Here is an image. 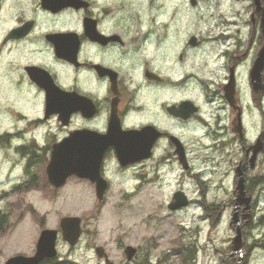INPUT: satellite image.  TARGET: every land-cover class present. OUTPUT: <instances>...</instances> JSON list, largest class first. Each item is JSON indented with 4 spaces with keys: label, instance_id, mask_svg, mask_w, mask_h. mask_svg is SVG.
I'll return each instance as SVG.
<instances>
[{
    "label": "flooded vegetation",
    "instance_id": "1",
    "mask_svg": "<svg viewBox=\"0 0 264 264\" xmlns=\"http://www.w3.org/2000/svg\"><path fill=\"white\" fill-rule=\"evenodd\" d=\"M189 3L195 6L197 0ZM257 14L250 16L247 43L225 35L226 26L236 21L222 19L216 39L222 47L204 49L210 39L194 33L179 42L176 0H0V147L12 148L23 164L22 174L34 178L29 167H46L55 145L75 132L95 136L106 195L113 170L122 175L138 169L149 181L153 175L161 179L162 171L199 178L191 148L195 125L209 140L205 149L211 153L230 158L238 147L234 197L221 208L206 206L236 209L240 217L244 205L237 202V170L251 197L249 211L257 191L264 189V174L256 173L264 156V67L260 88L249 77L264 41ZM193 84L200 98L192 96ZM129 132L139 133L138 154L145 158L122 165L118 156L128 152L126 144L135 138ZM146 163L153 165L147 168ZM38 175L46 179L45 168ZM73 178L96 195L95 183ZM199 186L205 194L206 185L199 180ZM176 192L187 196L188 206L203 205L183 186L172 196Z\"/></svg>",
    "mask_w": 264,
    "mask_h": 264
},
{
    "label": "rangeland",
    "instance_id": "2",
    "mask_svg": "<svg viewBox=\"0 0 264 264\" xmlns=\"http://www.w3.org/2000/svg\"><path fill=\"white\" fill-rule=\"evenodd\" d=\"M179 42L185 34L194 33L202 39H216L225 19L228 25L225 35L233 34L237 40L247 43L250 36V16L255 6L252 0H197L191 6L189 0H176ZM148 10L147 7L144 8ZM259 14H257L258 16ZM242 23V24H240ZM256 37L261 44L260 31ZM204 43V49L221 48V41ZM225 40V43H231ZM258 42V41H257ZM245 68L241 70V88H246ZM192 96L200 98L193 84ZM247 127L250 117L246 116ZM262 117L257 116V129ZM193 168L199 178H181L176 173L161 172V179L153 175L149 181L140 177L138 169L116 174L113 170L112 189L98 202L86 182L71 177L65 186L52 189L44 175L45 164L31 165L34 178L22 174L23 164L12 148L0 147V212L6 213L7 223L0 230V264L13 256H32L40 232L58 230L63 217H78L82 236L74 247H69L60 237L57 240L56 259L77 264H104L94 254V247L104 248L114 264H139L147 258L151 264H264V189L257 191L255 206L249 216L241 220V249L232 250L234 228L229 226L232 210H221V205L234 196V167L238 161V147L234 156L221 157L205 149L209 140L193 125ZM248 130V136L251 132ZM153 164L146 163V167ZM149 171L148 169H146ZM256 173L264 174V156L258 162ZM177 178L176 181L174 180ZM187 180V181H186ZM199 180L206 185L202 194ZM151 182V183H149ZM32 183V184H31ZM191 199L203 205L191 204L170 212L167 205L174 190L182 187ZM220 205V210L206 203ZM246 212H242V215ZM189 246L194 257L181 263L177 247ZM137 249L136 257L127 262L123 248Z\"/></svg>",
    "mask_w": 264,
    "mask_h": 264
},
{
    "label": "water",
    "instance_id": "3",
    "mask_svg": "<svg viewBox=\"0 0 264 264\" xmlns=\"http://www.w3.org/2000/svg\"><path fill=\"white\" fill-rule=\"evenodd\" d=\"M255 5V12L261 16V32L264 35V0H253ZM191 4L195 5V0H191ZM195 41L193 37L191 42ZM264 67V41L259 48L258 56L255 63L250 70L249 77L251 79L254 88H260V73ZM184 105V104H183ZM185 106V105H184ZM195 110V109H193ZM130 140L126 144L128 152L119 154L118 158L122 165H126L137 160L145 158L144 155H139L140 142L138 139L139 133L129 132L126 133ZM100 139V138H99ZM96 137L75 132L68 138L64 139L61 143L55 145L51 151V157L46 165L45 173L47 183L50 187L58 189L65 185L66 181L70 177H76L79 179H87L96 184V198L100 202L103 199L105 185L99 175V165L101 153L96 154L97 144L95 142ZM95 142V143H93ZM115 143V142H114ZM109 141L108 144H114ZM116 150L118 147L114 144ZM137 150V152H133ZM260 150V146L254 150V155L249 160L252 166L256 152ZM142 156V157H141ZM237 170L239 180L237 182V202L244 205L243 214L238 217V211L235 209L232 213L229 226L234 228L235 236L232 239V250L237 251L241 249V227L240 222L249 216V203L251 197L245 195L242 173ZM188 205V198L182 192H176L167 205L169 211H177ZM82 234L81 221L78 217H63L59 221V229L51 230L44 229L40 232V235L36 242L35 252L32 256L16 255L8 258L4 264H40L42 261L52 259L57 256V240L60 235L61 239L69 246L74 247L77 245ZM94 253L97 258L103 259L105 264L112 263L103 247L97 246L94 248ZM137 253V249L132 246H126L123 249V254L126 261H130Z\"/></svg>",
    "mask_w": 264,
    "mask_h": 264
},
{
    "label": "trees",
    "instance_id": "4",
    "mask_svg": "<svg viewBox=\"0 0 264 264\" xmlns=\"http://www.w3.org/2000/svg\"><path fill=\"white\" fill-rule=\"evenodd\" d=\"M6 223H7V215H6V213H1L0 212V230H3L2 227L5 226ZM182 247H177V248H175V250L180 255L181 263H188L194 257V249L189 247V246H186V245H184L183 248ZM144 259L145 260H143V262H140V264H148L147 258H144ZM40 264H77V263H75L73 261H69V260H61V261H59L56 258H52V259L44 260Z\"/></svg>",
    "mask_w": 264,
    "mask_h": 264
},
{
    "label": "bare ground",
    "instance_id": "5",
    "mask_svg": "<svg viewBox=\"0 0 264 264\" xmlns=\"http://www.w3.org/2000/svg\"><path fill=\"white\" fill-rule=\"evenodd\" d=\"M217 38H218V37H217ZM217 38H216V39H217ZM216 39H213V40H210V41H213V42H215V40H216Z\"/></svg>",
    "mask_w": 264,
    "mask_h": 264
}]
</instances>
